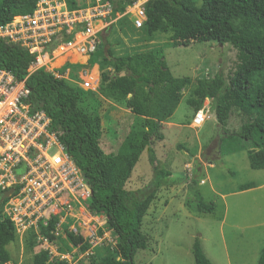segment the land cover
Returning a JSON list of instances; mask_svg holds the SVG:
<instances>
[{"label": "trees", "instance_id": "1", "mask_svg": "<svg viewBox=\"0 0 264 264\" xmlns=\"http://www.w3.org/2000/svg\"><path fill=\"white\" fill-rule=\"evenodd\" d=\"M39 0H0V26L14 17L31 14ZM138 0H102L112 7L116 19ZM148 0L144 5L145 21L139 33L144 43L156 32L171 34L174 46L188 47L192 43L216 42L229 44L236 51L238 64L230 81L220 74L195 80L172 75L162 50L142 45L129 55L99 56V84L95 92L84 91L64 79L57 80L43 70L30 75L26 86L30 90L27 103L31 113L43 112L50 120L49 131L58 135L66 154L73 161L92 197L91 213L103 216L113 244L93 249L88 264H135L138 251L148 248V237L142 232L143 220L162 182L155 177L138 191L126 189V184L144 151L155 174L163 176L156 165L153 139H162L161 127L173 116L187 91L186 105L195 113L206 99L214 104L216 123L223 128L230 113L238 110L247 117L239 130L243 143L251 144L247 151L251 170L264 169V0ZM69 11L85 9L77 0H65ZM91 0L89 6H93ZM121 23V20H120ZM92 55V56H94ZM34 57L15 44L0 40V70L22 80ZM97 61L92 60V63ZM111 103L127 109L133 123L118 147L106 153L101 147L104 105ZM248 115V116H247ZM193 117V118H194ZM112 132V133H111ZM114 136L115 131L110 130ZM226 139L230 140V136ZM225 141H222L221 151ZM236 150H246L237 147ZM246 185L243 191L252 189ZM189 210L200 216L212 215L215 204L198 200ZM34 235L23 240L26 247L34 245ZM50 240L54 237L48 236ZM60 251H69L68 244H83L79 237L69 235ZM17 240L14 225L0 219V264H9L6 247ZM89 249L80 248L82 254ZM194 264H212L205 256L199 239L192 246ZM32 264H70L67 260L50 258L41 250ZM83 264V263H81ZM257 264H264V247Z\"/></svg>", "mask_w": 264, "mask_h": 264}, {"label": "rangeland", "instance_id": "2", "mask_svg": "<svg viewBox=\"0 0 264 264\" xmlns=\"http://www.w3.org/2000/svg\"><path fill=\"white\" fill-rule=\"evenodd\" d=\"M77 2L87 6L91 0ZM196 2L201 3L200 0ZM129 30L130 28L124 27L118 31L116 25L111 27L108 40H116L114 46L119 55L132 53L123 42V35H127ZM99 37L103 40L104 35ZM170 37L169 33L156 32L152 40L144 44L148 48L163 51L165 63L174 77H189L195 80L202 76L212 77L220 74L230 81L238 61L235 49L229 44L207 42L182 47L172 45ZM187 94V91L182 93L183 99L169 120L176 128L163 124V140L153 139L152 142L157 152L158 169L168 171L170 177L155 174L149 164L148 153L144 151L126 184L127 190L138 191L158 176L157 179L162 183L174 186L172 194L169 191L157 192L161 193V197L152 202L142 225V232L148 237V248L138 251L135 264H194L192 246L195 239H199L205 256L212 264H257L264 247V169H250L246 152L243 151L250 150L251 144L243 143L237 135L238 126L248 118L233 111L223 130L214 118V104L206 99L201 109L208 108V115L212 114V119L206 120L199 128L192 129L188 125L195 113L186 105ZM101 115V147L109 153L118 147L134 119L129 110L111 103L104 105ZM110 130L115 131L114 136ZM226 136H230V140L226 139ZM221 141H225V144L219 160L214 161L216 168H204L198 179L195 178L194 173H191V165L197 163L192 161L191 156L202 149L199 159L214 160ZM162 145L164 147H161ZM237 147H245L246 150L228 154L231 149L236 150ZM185 169L188 170V182L190 179L192 181L188 187L179 190L180 187L177 186L186 177ZM226 172L232 176L229 173L226 175ZM201 180H204L203 184ZM243 184L262 186L249 193L221 199V195H227ZM198 200L215 204L213 214L200 216L189 210L186 204H189L191 209ZM107 234L105 243L113 244V236L109 232ZM34 239V245L30 247L24 246V241L18 238L8 245L6 251L10 257L9 264H32L33 257L43 250L38 238ZM50 250L51 256H64L70 264H88L91 256L72 248L65 252H56L52 248Z\"/></svg>", "mask_w": 264, "mask_h": 264}, {"label": "built area", "instance_id": "3", "mask_svg": "<svg viewBox=\"0 0 264 264\" xmlns=\"http://www.w3.org/2000/svg\"><path fill=\"white\" fill-rule=\"evenodd\" d=\"M147 1L138 0L131 7L138 30L145 21ZM111 13V5L102 0L75 11L67 9L65 0H39L31 14L0 26V40L34 57L22 80L0 70V198L10 192L0 201V219L9 220L22 241L29 234L37 237L51 259L67 260L61 255L51 256L50 248L56 252L63 249L60 241L67 242L69 235L81 238L89 246L86 253L92 255L93 249L107 244L108 231L105 218L90 212L92 192L58 135L49 131L50 120L43 112H30L26 80L40 70L65 80L56 61L70 54L94 55L100 41L93 24L100 21L104 29L111 27L115 22ZM98 84L96 78H88L81 89L95 92ZM208 118V108H202L193 123ZM83 244L68 247L80 251Z\"/></svg>", "mask_w": 264, "mask_h": 264}, {"label": "crops", "instance_id": "4", "mask_svg": "<svg viewBox=\"0 0 264 264\" xmlns=\"http://www.w3.org/2000/svg\"><path fill=\"white\" fill-rule=\"evenodd\" d=\"M88 6H89V4L87 5V7ZM127 13H129V15H127ZM134 13H135V10L133 8H131V7L127 8L125 13L123 15H121V16H118L115 19V22L113 23V25L111 26V27H113L114 25H116L118 31H121L124 27L125 28H130V30L127 32L128 34L125 35V36L123 35V42L125 43L124 45L127 46V50H129L131 52L135 51L136 49H140L141 46L144 45V37L141 36V34L139 33V30L136 29L134 27V25H133L132 18H133ZM120 20H121V24H120ZM94 24H95L94 25L95 30L97 32V37H98V39L100 41L101 47L103 48L104 54H107L108 50H111V52L113 53L114 56H117V54L119 55L120 53H118L119 52L118 49L114 46L116 40L113 39V38L108 40V36L111 35V27H107V28L104 29L103 23L100 22V21H97ZM100 35H104L103 40L100 39V37H99ZM53 45L54 44H51L50 47H52ZM96 58H97V61L92 63V60L96 59ZM56 65L60 67V72L65 76V80L67 82L71 83V84L77 85L79 88H81L82 84L88 78L89 79L90 78L91 79H95L96 78L98 80V82H99L100 68H99V56L98 55H94V56H91V57H83V56H79V55H76V54H70L69 58H67V57L59 58L56 61ZM73 77H75V78L72 79ZM233 111L239 112L236 109H233L232 112ZM232 112L230 113V117H231ZM210 115L212 116V114H210ZM211 116H209L210 118H208L206 120L212 119ZM214 118H215V115H214ZM206 120H204L200 124L195 125L193 123V118H192L191 123L188 125V127L192 128V129H197ZM163 124L164 125H171L172 127L176 128V126L173 123H170L169 121L166 122V123H163ZM163 124H162V126H163ZM241 124L242 123H240V125L238 126V130H239ZM222 129L225 130L224 127ZM226 138H227V136H226ZM161 140H163V136H162ZM221 144H222V141L219 142L218 151H217V154L215 155L216 159H214V160L201 159V158L199 159L202 149L198 150V152L196 154H194L193 157L191 156L192 161H196V163H197L196 165H193V166L191 165V173L192 174L194 173L195 178L198 179V176H200L203 173L204 168H207V169H210V170H213V169L216 168V166L214 164V161L219 160L218 157L220 156V152H222L221 151ZM161 147H164V146L162 145ZM152 148H153V150L155 152V157H156L157 152H156V150L154 149L153 146H152ZM230 151H229L228 154L239 153L241 150L239 151V150L231 149ZM243 152H246V155H247V151H243ZM247 158H248V156H247ZM156 160H157V158H156ZM187 171L188 170H186L185 180L180 185L177 186V187H180L179 190L185 188V186L188 187V185L192 181V179H190V182H188L189 178H188V175H187ZM162 172H163V176L164 177H170V173L168 171H162ZM228 173L229 172H226V175H228ZM230 176H232V175L230 174ZM203 182H204V180H201V184H203ZM246 185H252L253 188L243 191L242 188L244 186H246ZM261 186H257L256 187L254 184H243V185H240V186L236 187V189H233L229 194L221 195V199L225 200V197H228V196L242 195V194H245V193H249L250 191L254 190L255 188H260ZM173 189H174L173 185L162 183V186L159 189V191H161V192L162 191H169L170 194H172ZM160 195H161V193L156 194V197H155L153 202H156L157 199H160V197H161ZM149 210H150V208H149ZM149 210H148V212H149Z\"/></svg>", "mask_w": 264, "mask_h": 264}, {"label": "water", "instance_id": "5", "mask_svg": "<svg viewBox=\"0 0 264 264\" xmlns=\"http://www.w3.org/2000/svg\"><path fill=\"white\" fill-rule=\"evenodd\" d=\"M10 194V192L9 193H5L1 198H0V201L3 199V198H7V196Z\"/></svg>", "mask_w": 264, "mask_h": 264}]
</instances>
